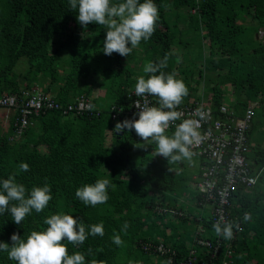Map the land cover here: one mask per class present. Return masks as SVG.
Here are the masks:
<instances>
[{"label":"trees","instance_id":"16d2710c","mask_svg":"<svg viewBox=\"0 0 264 264\" xmlns=\"http://www.w3.org/2000/svg\"><path fill=\"white\" fill-rule=\"evenodd\" d=\"M153 2L159 10L156 30L140 45L148 42V62H159L168 55L163 71L176 73L189 89L179 106L204 103L216 119H221L220 108L224 106L233 117L242 118L255 102L248 129L253 145L246 156L251 174L258 177L252 186L240 185L232 192L234 215L242 225L233 250L236 264H264V207L259 205L264 199V139L258 137L259 131H264V0ZM77 11L70 10L69 0H0V96L36 87L42 95L51 92L60 105L30 116L32 124L19 137L13 136V116H4L5 125H0V181L16 174L17 182L28 191L47 183L53 197L43 212L33 210L20 225L10 213L0 214V242L11 246L12 234L26 238L34 230H44L47 226L43 221L48 216L69 214L84 223L86 232L93 224L104 226L103 237L88 235L78 247L64 241L70 255L77 251L85 255V264L92 260L103 264H170L168 255L160 256L156 251L157 245L169 248L170 255L177 251L173 257L178 259L189 253L187 241L195 234L185 225L201 223L213 243L214 228L206 215L176 217L161 212V208L176 209L172 194L179 188L175 178L179 174L172 170L179 172L180 168L177 162L169 163L156 155L154 142L149 141L144 148L134 130L115 132L117 122L135 119L130 111L134 97L130 89L138 77L122 64L119 54L103 53L105 27L90 23L84 28L77 21ZM180 19L199 39L195 56L188 59L192 67L184 60L193 49H183L187 43L179 42L176 36L182 33L177 23ZM149 41L158 47L152 49ZM21 58L28 66L25 72L15 73ZM61 59L66 60L64 66L72 68L64 71ZM120 77L124 82L116 84ZM105 78L113 84L106 95L110 100L99 106L92 95ZM42 80L47 86L39 85ZM82 80L87 86L78 88ZM78 96L90 100L92 112L63 114L66 104ZM150 97L158 107L157 98ZM116 108L120 110L113 118ZM2 118L0 115V121ZM174 130L170 128L166 134L172 135ZM21 162L29 164L30 170L19 172ZM102 178L111 181L107 203L86 206L75 197L77 188ZM196 198L200 200L199 195ZM246 212L251 214L249 221L243 220ZM125 222L129 224L126 232L121 231ZM116 234L124 241L119 247L112 242ZM0 264L16 262L0 252Z\"/></svg>","mask_w":264,"mask_h":264},{"label":"clouds","instance_id":"9594fccd","mask_svg":"<svg viewBox=\"0 0 264 264\" xmlns=\"http://www.w3.org/2000/svg\"><path fill=\"white\" fill-rule=\"evenodd\" d=\"M69 6L72 11L78 9L77 21L84 28L90 23L105 27L106 37L102 51L108 56L117 53L128 57L141 41L151 38L159 20V10L153 0H69ZM168 59L166 54L159 62L145 64L143 72L149 75L147 78L138 77L134 87L135 96L144 98L143 104L139 100L135 102L138 119L117 122L115 132L134 130V136L144 141V148H147L149 141L154 142L156 155L164 157L169 163L184 160L190 162L194 155L191 146L199 136L198 121L184 119L175 125L172 135L166 134L167 130L180 120L182 114L176 109L189 95L188 87L182 79L176 78V73L166 74L163 71L167 67ZM177 59L179 60V57ZM32 89L36 90V87ZM48 93L54 99L53 94ZM149 96L157 98L158 107L154 104L149 106ZM251 103L255 106V102ZM91 107L92 105H89L90 109ZM196 113L201 119L205 118V113L200 108L196 109ZM29 170V164H19V172ZM110 184L111 181L107 178L97 179L93 184L77 188L75 197L86 206L105 204L109 199ZM52 198L51 187L47 183L28 191L23 184L17 182L16 174L0 181V214L10 213L17 225L33 210L36 213L43 212ZM243 220H251V214L246 212ZM43 223L47 226L44 230H34L26 238H22L18 233L12 234L11 246L0 242V252H6L8 259L16 264H85V255L79 251L70 255L64 241L78 247L84 244L88 235L104 236L102 223L91 225L86 232L84 223L69 214H52L44 219ZM128 227V222H125L121 231L126 232ZM213 228L218 237L225 239L233 238L234 228L242 230L237 222L218 221ZM112 242L118 247L124 243L118 234L112 237ZM88 251L91 253V249ZM90 264L103 262L92 260Z\"/></svg>","mask_w":264,"mask_h":264},{"label":"built area","instance_id":"2783aa9c","mask_svg":"<svg viewBox=\"0 0 264 264\" xmlns=\"http://www.w3.org/2000/svg\"><path fill=\"white\" fill-rule=\"evenodd\" d=\"M131 95L134 97L131 100L133 107L130 111L134 113L135 119H138L135 102L139 100L143 104L144 98L135 96L134 91L131 92ZM147 99L149 106H154L151 100ZM89 105L91 103L88 98L78 96L66 104L62 113L76 115L84 112L91 113L93 108L90 109ZM253 107L254 104L251 103L247 107L244 117L235 118L227 111L226 107L222 106L220 108L221 119L214 118L210 107L200 102L178 106L176 109L182 115L180 120H177L170 128L175 127L184 119L198 121L199 136L194 140L191 151L200 160V177L195 185L200 196L198 204L210 207L207 217L209 226H213L218 221L222 223L235 222L233 219H236L240 228L242 227L241 221L234 215L231 197L237 187L240 185L252 186L258 177L257 173L251 174L253 169L246 156L251 146L248 140V129L253 116ZM52 108H60V105L49 95H42L35 89H24L20 94L12 93L0 96V109L6 110L13 116L11 125L16 137H19L23 130L31 124L30 116L38 115L41 111L44 112L42 109ZM197 108L205 113L204 119H201L196 113ZM115 110L112 112L113 118L120 108ZM160 210L173 216H182L181 210L178 209L161 208ZM206 231L201 223L198 224L195 234L187 241V246L190 248L189 253L185 256H178V259L173 257L177 251L174 250L170 255L169 248L164 247L162 243L157 245L156 251L160 256L168 255L166 260L170 264H233L231 259L233 249L227 239L216 235L213 243L206 236ZM238 232L239 230H233V238ZM201 233H205L206 237H201ZM223 254L227 259L220 261V256Z\"/></svg>","mask_w":264,"mask_h":264},{"label":"rangeland","instance_id":"374dc122","mask_svg":"<svg viewBox=\"0 0 264 264\" xmlns=\"http://www.w3.org/2000/svg\"><path fill=\"white\" fill-rule=\"evenodd\" d=\"M177 23H178V28L182 31V33L180 35L177 33L176 36H177V38L179 37L178 38L179 42L184 43V44L187 43V45H185V47L183 49H190V48L193 49L192 50L193 52L188 54L187 60H184L185 63H188L190 65V67H192L191 66L192 63L188 62V59H192V57L195 56V54H196L195 48H197V46H198L199 39L196 36V34L193 32V30H189L187 28V25H184L182 19H180V21H177ZM259 37H260V35H259ZM149 43L154 45L152 49H156L158 47L157 45H155L156 43H154L152 41H149ZM203 43L206 44L207 43L206 40L205 41L203 40ZM147 45H148V42L144 45H139L137 48L133 49L132 53L128 57H122L121 56L122 64H124L125 67H128V70L131 71L133 74L136 73L137 77L145 76V78H147L146 74L142 75L144 73L143 68H144L145 64L148 63L147 51H149V50L147 49ZM112 57L115 58L114 55ZM61 61H63L62 65L64 66L66 64V60L61 59ZM27 66H28L27 60L25 58H21V59H19L17 65H15L14 71H15V73L25 72ZM70 68H72L70 65L64 66V71H67ZM134 76H135V74H134ZM177 77L178 76H176V78ZM100 79H102V78H100ZM123 79H124L123 77H120L117 81H114V82L116 84L123 83L124 82ZM109 80H110V78H105L104 81H102L100 83V86H101L100 89L102 90L104 96H97L96 97L97 101L99 102V106L102 105L103 103L105 104L107 101L110 100L109 97L106 96L107 94L111 93V87L110 86L113 85L112 83H109ZM38 83H40V82H38V81L35 82V84L37 86H38ZM39 85H42L43 87H45V86H47V83L42 80V84L40 83ZM192 85H194V84L192 83ZM86 86H87V83L85 80H82L78 83V88H83ZM133 89L134 88H131L130 90H133ZM227 89H231V87L227 86ZM230 94L231 93L226 94V96L229 98ZM254 108L256 109V107H254ZM254 108H253V115H254ZM0 115L3 116L2 120L0 121V125L1 124L5 125L4 116L9 117L10 114L6 110H4V111L0 110ZM258 137L260 139H264V131H259ZM106 141L107 142L109 141L108 138H106ZM249 143L251 145H253V142L251 140ZM250 150H251V147H250L248 152H250ZM195 162H197V156L194 153L190 162L187 160L177 162V167H178V169L180 168V170H179L180 173L178 172L177 169L172 170L174 175L179 174L178 176L175 177L176 179L179 180V188L177 189V191L174 194H172V196L176 199V202H178L180 205H182L183 208L188 207V204H187L188 200H190L192 198V195L194 194V192L197 193V190L195 189L196 188L195 184L199 178H195L196 171L193 169L196 165ZM185 166H187V167L185 168ZM189 177H190V182L188 184V178ZM187 184H188V190L183 192V189L187 186ZM259 205L261 207H264V199H263V201H261L259 203ZM188 209L190 211H195V213H199V211H200V208L196 209L195 207L194 208L189 207ZM181 212H182V216H180V217H187L186 211H181ZM205 215L208 216L209 212H207ZM176 217H178V216L176 215ZM198 224H200V223L193 221V222H191L190 225H188V224L185 225V227L195 230V229H197ZM200 235H201V237H206L205 233H201ZM231 255H234V250L231 251ZM233 264H236L235 255L233 258Z\"/></svg>","mask_w":264,"mask_h":264},{"label":"crops","instance_id":"0c3cea01","mask_svg":"<svg viewBox=\"0 0 264 264\" xmlns=\"http://www.w3.org/2000/svg\"><path fill=\"white\" fill-rule=\"evenodd\" d=\"M96 84L98 85V83H96ZM132 91H134V89L131 90V92ZM97 96H104L102 90L100 88H98V87H97V89L95 91H93L92 97L94 98V97H97ZM149 99L151 100V97L150 96H149ZM92 100L95 101L94 99H92ZM195 163H196V165L193 168L196 171L195 178H197V177L199 178L200 177V160L198 159V157H197V162H195ZM255 172H253V173H255ZM198 195H199L198 191H197V193L194 192V194L192 195V198L190 200H188V202H187V204H188V207L187 208H183L182 205H180L177 202L176 209L181 210V211H186L187 212V215H194V217H196V218L197 217H200L201 215H204L205 216V214L207 212H209L210 207L208 205H200V206H197V204H198L199 201H198V199L196 197H198ZM189 207H193V208L195 207L196 209L200 208V211H199V213H195V211H190L188 209ZM235 216L238 217V215H235ZM238 236H239V232L238 233H235V238L227 239V241L230 243L232 249H233V246H234V244H235ZM233 258H234V255H232V258H231L232 259V262H233ZM224 259H227V257L225 256V254H223V255L220 256V261H223Z\"/></svg>","mask_w":264,"mask_h":264}]
</instances>
